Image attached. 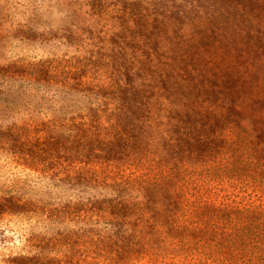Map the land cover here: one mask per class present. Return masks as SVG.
I'll return each instance as SVG.
<instances>
[{
  "label": "rangeland",
  "instance_id": "rangeland-1",
  "mask_svg": "<svg viewBox=\"0 0 264 264\" xmlns=\"http://www.w3.org/2000/svg\"><path fill=\"white\" fill-rule=\"evenodd\" d=\"M229 1L0 0V264H262L259 253L227 243L231 218L264 209L263 158L251 148L254 160L233 161L224 176L207 166L185 189L171 185L179 194L170 213L181 221L171 233L175 247L154 242L147 251L112 236L117 227L99 215L112 212L107 202L116 198L80 178L85 167L102 176L133 172L92 166L104 160L84 147L77 124L89 109L115 110L120 94L106 86L131 48L150 84L133 95L155 97L163 83L160 94L176 102L200 98L181 108L173 143L180 151L166 148L162 161L200 164L208 146L199 137H212V125L242 116L264 123V58L251 54L249 31L264 32V6Z\"/></svg>",
  "mask_w": 264,
  "mask_h": 264
},
{
  "label": "trees",
  "instance_id": "trees-1",
  "mask_svg": "<svg viewBox=\"0 0 264 264\" xmlns=\"http://www.w3.org/2000/svg\"><path fill=\"white\" fill-rule=\"evenodd\" d=\"M245 1H253L264 6V0ZM230 2L227 3L230 4ZM202 9L206 10L205 7ZM260 9L259 13H264V7H260ZM152 15H157V13L154 11ZM252 18L259 19L255 14ZM154 19L155 17H151L152 21H155ZM249 31L255 40L251 54L255 59H263L264 32ZM135 51L137 50L131 48L127 60L123 59L120 67L117 68L118 79L107 83L108 86H106L117 90L120 94L119 97L122 95L127 97H118L113 104V106L116 105L115 110L107 113L99 109L96 111V115H93L89 109L88 112L82 113V117H77L79 119L77 124L82 126L84 131L82 138L84 147L88 151L97 152L96 156L100 161L104 160L100 164L93 163L92 166L103 164L104 169L114 170L131 168L134 173L137 171L140 173L135 175L132 172L127 177L121 175L114 177L106 174L102 176L85 167L87 171L82 173L80 178L83 186H97L100 191L116 198L113 201L114 204L107 202L106 208L112 212L105 210V214L99 215L100 219L105 221L104 223L114 228L117 227L112 229L110 234L119 239H127L132 248H147L149 251L152 250L151 244L154 242L165 245V247L167 245L175 247L174 244H178L179 240L176 238L178 241H175L172 238L174 235H171L181 224V221L175 219L177 217L170 213L169 204L173 207L174 198L179 194L172 192V184L175 186L180 184L185 189L188 182L196 180L197 173L201 170L207 172V166L209 173L218 172L217 177L224 176L237 167L232 164L233 161L239 160L240 163V161L254 160L252 154L249 153L250 148L256 157L263 158L260 167L264 169V140L256 142L260 135L264 136V123L257 122V126L254 124V120L242 116L233 123L228 122L224 128L212 125L211 132L214 134L212 137H199L200 143L208 146L205 151V160L200 164H192L189 160L180 162L173 157H170L167 163L162 161L164 156H170L167 149L180 151V146L173 145V143L177 141V138L174 137L175 133L182 130L181 108L188 107L193 100L197 101L200 98L183 99V101L176 102L173 99V94H160L162 90L163 93L166 92L165 87H162L163 83H160L161 87L155 97L139 98L138 94L133 95V92L146 93V90L150 88L147 79L141 78L144 75L140 72L141 66L135 63L133 55ZM126 73L132 75L139 73L141 76L127 78L129 75ZM136 79H140V81ZM85 85L87 84L82 82V86ZM152 87L156 88V86ZM209 100L204 99L203 102L211 104L212 101ZM245 102L243 101L241 104ZM237 106L241 107V105ZM227 133L231 135L230 138L226 137ZM243 149L247 150L248 155L238 157L241 153L244 155ZM191 154L198 153L194 150ZM205 161H207V165ZM203 164L205 165L203 166ZM85 165L89 166L90 164L86 163ZM84 170L82 169V172ZM163 193L167 196L169 194L174 196L173 200L164 198ZM178 217L183 218V216ZM231 221L228 225H232L230 228L232 236L230 240H227V243L233 242L235 239L236 242L242 244L243 251L259 253V260L264 264V209L257 210L252 207L243 215L234 216ZM121 226H125V230L120 231L119 227ZM184 230L191 232L192 229L187 226ZM163 234L166 235V238ZM227 236L229 235L227 234ZM167 238L172 239L167 242Z\"/></svg>",
  "mask_w": 264,
  "mask_h": 264
}]
</instances>
